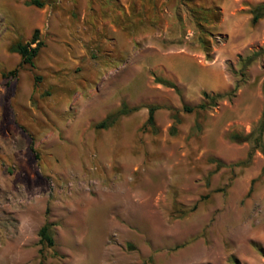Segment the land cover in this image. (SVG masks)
I'll list each match as a JSON object with an SVG mask.
<instances>
[{
	"label": "rangeland",
	"instance_id": "1",
	"mask_svg": "<svg viewBox=\"0 0 264 264\" xmlns=\"http://www.w3.org/2000/svg\"><path fill=\"white\" fill-rule=\"evenodd\" d=\"M200 1L221 12L210 59L174 0H0V264H264V157L229 138L264 108V0ZM203 91L223 97L184 111Z\"/></svg>",
	"mask_w": 264,
	"mask_h": 264
},
{
	"label": "trees",
	"instance_id": "2",
	"mask_svg": "<svg viewBox=\"0 0 264 264\" xmlns=\"http://www.w3.org/2000/svg\"><path fill=\"white\" fill-rule=\"evenodd\" d=\"M178 5H183L188 11V14L194 24L195 31L193 33L194 38L202 46V49L205 51V57L207 59L211 58L210 50V40L209 37H214V31L211 28L215 23H217L221 17V12L218 6H206L200 0H174ZM27 5H34L36 7H43L45 0H25ZM179 8V7H177ZM251 13V22L256 23L259 19L264 17V3H258L253 5L250 8ZM209 36V37H208ZM43 45V41L39 37V30L35 28L31 34L30 39L26 41H17L10 46V51L16 52L20 56L19 64H29L34 65V58L36 57L40 47ZM256 55L247 57L244 66L250 63ZM17 67L9 70L7 73L10 75H15L17 73ZM36 81L39 80V76H35ZM154 80L158 83H161L165 86L173 88L177 93H180V88L170 79L164 77H155ZM235 89V88H234ZM203 96L205 97L204 101H201L195 106H190L183 104V110L186 112H191L193 110H202L209 105H214L217 101L223 97L221 93L209 94L206 91H203ZM138 106L128 107L125 102L121 103V106L113 111L108 113L102 120L97 122L95 125L97 127L106 128L112 125L121 115L126 114L132 110L137 109ZM158 108L157 105L150 104L147 106L148 116L146 119V124L152 127L155 126L154 122V112ZM175 131V126L171 127V132ZM264 108L261 114L260 119L258 120L256 126L250 130L248 133L241 132H232L229 134V138L235 142H244L248 141L252 143L251 148L247 154V158L251 156L255 149H259L264 157ZM211 161L215 162V169H219L224 166L220 160L211 158ZM264 171V164L262 167ZM39 236L42 243L47 244L48 246L54 245L53 236L50 229V223L45 222L39 229Z\"/></svg>",
	"mask_w": 264,
	"mask_h": 264
}]
</instances>
